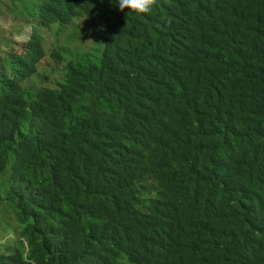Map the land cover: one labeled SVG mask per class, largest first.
<instances>
[{"label":"trees","instance_id":"trees-1","mask_svg":"<svg viewBox=\"0 0 264 264\" xmlns=\"http://www.w3.org/2000/svg\"><path fill=\"white\" fill-rule=\"evenodd\" d=\"M4 1L0 264H264V0Z\"/></svg>","mask_w":264,"mask_h":264},{"label":"rangeland","instance_id":"rangeland-1","mask_svg":"<svg viewBox=\"0 0 264 264\" xmlns=\"http://www.w3.org/2000/svg\"><path fill=\"white\" fill-rule=\"evenodd\" d=\"M87 20H89V18L77 19V21H75L74 23V25L76 26L78 23L79 27H82V26H84V28L87 27L86 30H83V29L80 30L81 35H80L79 44L85 49L90 48L91 46L94 45V42H93L94 34L93 33L94 31H96L95 29L92 30L94 26L87 25L86 23ZM14 21H15V17L10 13L9 7L6 6V3L4 0H0V35L6 34L8 32L9 25ZM51 27L53 28V26ZM20 36L25 37V35H23L22 33L20 34ZM44 36L47 37L48 41L51 40V36L47 32H45ZM9 171H10V166L7 165L6 168L0 173V194L2 195V199L0 200L1 202H5L8 199L6 179L9 174ZM7 215H8V210L2 209L0 212V221L2 217V221L0 223V239L2 240L12 235V233L6 234L8 228L5 225L6 221L4 219L7 218ZM118 264H131V263L127 260L125 255H121L119 257Z\"/></svg>","mask_w":264,"mask_h":264},{"label":"clouds","instance_id":"clouds-1","mask_svg":"<svg viewBox=\"0 0 264 264\" xmlns=\"http://www.w3.org/2000/svg\"><path fill=\"white\" fill-rule=\"evenodd\" d=\"M116 2L120 11L128 9L137 15H151L153 9L158 6V0H116Z\"/></svg>","mask_w":264,"mask_h":264}]
</instances>
